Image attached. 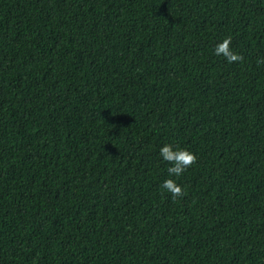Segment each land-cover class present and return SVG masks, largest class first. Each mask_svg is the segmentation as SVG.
Masks as SVG:
<instances>
[{
  "label": "trees",
  "instance_id": "1",
  "mask_svg": "<svg viewBox=\"0 0 264 264\" xmlns=\"http://www.w3.org/2000/svg\"><path fill=\"white\" fill-rule=\"evenodd\" d=\"M0 264H264V0H0Z\"/></svg>",
  "mask_w": 264,
  "mask_h": 264
},
{
  "label": "clouds",
  "instance_id": "2",
  "mask_svg": "<svg viewBox=\"0 0 264 264\" xmlns=\"http://www.w3.org/2000/svg\"><path fill=\"white\" fill-rule=\"evenodd\" d=\"M229 39H225L217 44L214 49L215 54L225 57L228 62L238 60L239 57L229 48ZM159 155L163 161L167 162L168 179H165L161 185L162 189L171 193L173 197L182 195L180 185L172 177L178 178L188 167L195 162V154L185 147H173L171 143H166L159 149Z\"/></svg>",
  "mask_w": 264,
  "mask_h": 264
}]
</instances>
